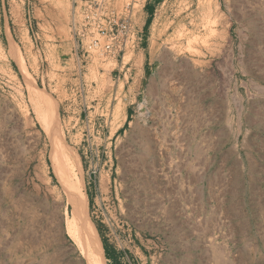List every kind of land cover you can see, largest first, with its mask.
I'll list each match as a JSON object with an SVG mask.
<instances>
[{"label":"rangeland","instance_id":"rangeland-1","mask_svg":"<svg viewBox=\"0 0 264 264\" xmlns=\"http://www.w3.org/2000/svg\"><path fill=\"white\" fill-rule=\"evenodd\" d=\"M78 202L100 264H264V0H0V264H86Z\"/></svg>","mask_w":264,"mask_h":264},{"label":"bare ground","instance_id":"bare-ground-1","mask_svg":"<svg viewBox=\"0 0 264 264\" xmlns=\"http://www.w3.org/2000/svg\"><path fill=\"white\" fill-rule=\"evenodd\" d=\"M59 148H61V147H59ZM52 155H53V157L55 156L56 160H57V158H59V160H61V161L62 160L64 162L66 161L65 154L62 151L60 152L57 147L54 148V150L52 151ZM67 166H69V165H67ZM63 169H64V166H63ZM72 169H73V167L71 168V170ZM69 170H67V171H69ZM71 177L72 176L70 175V173H67L66 171H64L63 179H61V177H60V182H62V185L65 189L67 188V190L73 192V190H75V188H76V185L73 186ZM77 186H78V184H77ZM78 203H74V207L72 209V218L70 219V221L68 220L66 230H68V232L71 235H73L75 237V239L77 240L78 247L81 250V253L85 258V263L86 264H100V262H99L100 258L98 259V256H97V254H98L97 252L99 249V246H98L99 241L98 242L96 241L97 236H94V234H93V232L95 231V230H93L94 228H91L93 230V232H92L90 230V228H88V226H85V224L83 223L84 221L82 219V217H83L82 216V208L80 206L81 204L80 203L78 204ZM87 225H89V224H87Z\"/></svg>","mask_w":264,"mask_h":264},{"label":"crops","instance_id":"crops-1","mask_svg":"<svg viewBox=\"0 0 264 264\" xmlns=\"http://www.w3.org/2000/svg\"><path fill=\"white\" fill-rule=\"evenodd\" d=\"M128 264H129V261H128Z\"/></svg>","mask_w":264,"mask_h":264}]
</instances>
